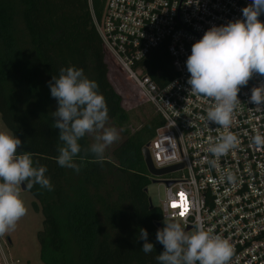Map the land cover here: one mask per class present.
Segmentation results:
<instances>
[{
	"label": "trees",
	"instance_id": "trees-1",
	"mask_svg": "<svg viewBox=\"0 0 264 264\" xmlns=\"http://www.w3.org/2000/svg\"><path fill=\"white\" fill-rule=\"evenodd\" d=\"M104 2L0 0V119L21 139L17 152L30 155L33 166L45 167L52 185L51 191L26 186L32 210L43 217L36 235L43 264H158L155 257L163 251L155 238L161 211L150 208L144 191L151 178L142 157V148L163 125L160 115L153 114L112 150L111 158L100 161L86 151V134L78 141L82 151L75 162L84 158L78 173L58 166L55 159L59 129L52 127L51 113L57 103L48 82L61 68L82 69L96 82L108 108L107 121L123 125L127 119L92 22L91 11L100 19ZM138 66L158 86L175 75L164 46L153 49ZM140 228L154 245L148 254L140 250Z\"/></svg>",
	"mask_w": 264,
	"mask_h": 264
},
{
	"label": "built area",
	"instance_id": "built-area-1",
	"mask_svg": "<svg viewBox=\"0 0 264 264\" xmlns=\"http://www.w3.org/2000/svg\"><path fill=\"white\" fill-rule=\"evenodd\" d=\"M104 1L101 18L92 11L91 15L108 69L130 91L141 93L163 120L145 145L153 167L181 165L157 177L173 181L164 184L161 219H179L190 229L199 223L219 234L233 248L229 264H264V147L251 143L254 134L264 135V110L248 103L251 88L264 83V76L254 73L240 89V103L226 130L206 123V111L214 101L189 92L185 67L191 45L204 31L242 18L241 9L252 0ZM258 19L264 22V14ZM159 46L165 47L175 73L163 86L138 66ZM225 131L235 134L239 143L211 168L207 146ZM229 173L231 182L224 178Z\"/></svg>",
	"mask_w": 264,
	"mask_h": 264
},
{
	"label": "clouds",
	"instance_id": "clouds-1",
	"mask_svg": "<svg viewBox=\"0 0 264 264\" xmlns=\"http://www.w3.org/2000/svg\"><path fill=\"white\" fill-rule=\"evenodd\" d=\"M242 18L226 24L212 25L196 40L185 60L189 76L186 80L189 92L211 98L214 103L206 111V123L229 129L237 105L238 93L248 84L253 74L264 76V22L258 17L264 14V0H252L241 9ZM50 96L57 107L51 113L52 127L59 129L56 163L60 167L79 172L80 163L75 158L82 151L78 141L86 134H95L87 152L97 161L103 159L106 147L118 140L115 128L105 127L108 108L95 81L89 80L82 69L61 68L59 75L48 82ZM248 103L257 110H264V83L250 90ZM239 143L231 131H225L218 140L209 142L207 161L211 168L217 160L233 150ZM251 143L264 147V135L256 133ZM22 141L16 135L0 131V235L15 228L25 215L26 207L18 193V186L33 184L51 191L52 185L45 176L46 168L33 166L28 154L18 153ZM233 181L229 173L224 177ZM148 232L140 228L138 240L144 241L140 250L148 254L154 245L147 241ZM156 241L163 246L156 257L158 264H229L233 248L229 241L199 223L192 231H185L175 221L164 222L156 231Z\"/></svg>",
	"mask_w": 264,
	"mask_h": 264
},
{
	"label": "rangeland",
	"instance_id": "rangeland-1",
	"mask_svg": "<svg viewBox=\"0 0 264 264\" xmlns=\"http://www.w3.org/2000/svg\"><path fill=\"white\" fill-rule=\"evenodd\" d=\"M108 78L115 91L120 95L122 106L127 114V119L123 125H117L112 121H107L105 124V127L115 128L119 137L118 140L105 149L104 156L111 158L112 150L128 134L146 123L155 114V110L141 93L130 91L126 82L109 69ZM0 131L11 134L3 125L1 119ZM94 135L87 134L89 144L94 142ZM170 176L177 177L179 175L172 174ZM17 190L26 207V213L16 222L14 229L0 235V264H43L39 259V244L36 236L42 230L43 217L40 212L35 213L32 210L31 202L33 197L30 193L27 190H22L20 185ZM165 190L166 186L162 182H151L147 186V193L153 205L160 206L161 201L164 199ZM168 221H175L185 229V225L179 219H161V228H163L164 222ZM108 234L111 238L117 235L112 231H109Z\"/></svg>",
	"mask_w": 264,
	"mask_h": 264
},
{
	"label": "water",
	"instance_id": "water-1",
	"mask_svg": "<svg viewBox=\"0 0 264 264\" xmlns=\"http://www.w3.org/2000/svg\"><path fill=\"white\" fill-rule=\"evenodd\" d=\"M142 157H143V161H144V164H145V167H146V170L147 172L153 176V178H151V182L152 183H155V182H162L163 184H165L166 186H170L173 181H170V180H161L157 177H160V176H163L175 169H178L181 167V165H175V166H170V167H165V168H161V169H156L153 167V164L151 162V159H150V155H149V152H148V149L146 146H144L142 148ZM21 189L22 190H26V185L25 183H22L20 185ZM144 191L147 192V187L144 188ZM148 202H149V205H150V208H152L153 204H152V201L151 199L148 197ZM156 225L157 227L160 229L161 228V223L160 221H157L156 222ZM185 231H188L190 230V227H186L184 229Z\"/></svg>",
	"mask_w": 264,
	"mask_h": 264
},
{
	"label": "snow or ice",
	"instance_id": "snow-or-ice-1",
	"mask_svg": "<svg viewBox=\"0 0 264 264\" xmlns=\"http://www.w3.org/2000/svg\"><path fill=\"white\" fill-rule=\"evenodd\" d=\"M179 195L183 196L182 193H180ZM172 206H173V207H177L178 205H177L175 202H173ZM180 214L183 215V214H184L183 211H182Z\"/></svg>",
	"mask_w": 264,
	"mask_h": 264
}]
</instances>
